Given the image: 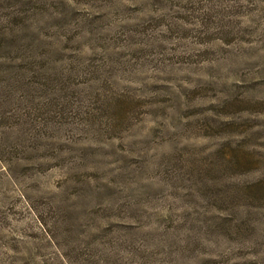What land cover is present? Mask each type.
<instances>
[{
  "label": "rangeland",
  "instance_id": "374dc122",
  "mask_svg": "<svg viewBox=\"0 0 264 264\" xmlns=\"http://www.w3.org/2000/svg\"><path fill=\"white\" fill-rule=\"evenodd\" d=\"M0 264H264V0H0Z\"/></svg>",
  "mask_w": 264,
  "mask_h": 264
}]
</instances>
